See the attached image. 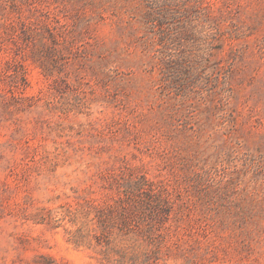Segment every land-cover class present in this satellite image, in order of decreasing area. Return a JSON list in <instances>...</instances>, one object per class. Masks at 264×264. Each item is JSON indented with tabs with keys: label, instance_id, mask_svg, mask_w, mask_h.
Returning <instances> with one entry per match:
<instances>
[{
	"label": "rangeland",
	"instance_id": "rangeland-1",
	"mask_svg": "<svg viewBox=\"0 0 264 264\" xmlns=\"http://www.w3.org/2000/svg\"><path fill=\"white\" fill-rule=\"evenodd\" d=\"M0 264H264V0H0Z\"/></svg>",
	"mask_w": 264,
	"mask_h": 264
},
{
	"label": "trees",
	"instance_id": "trees-1",
	"mask_svg": "<svg viewBox=\"0 0 264 264\" xmlns=\"http://www.w3.org/2000/svg\"><path fill=\"white\" fill-rule=\"evenodd\" d=\"M136 201L137 208L147 209L149 211V233L143 234L144 238L153 245L154 243H160L163 245L164 233L163 225L170 220L172 214V201L161 190L156 189L152 186L145 188L144 184H139L136 187ZM143 220V219H142ZM124 225L127 224L125 218L122 219ZM138 226L140 223L138 222ZM139 229H141L139 227ZM152 251H149L147 255H150Z\"/></svg>",
	"mask_w": 264,
	"mask_h": 264
}]
</instances>
